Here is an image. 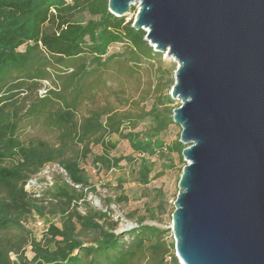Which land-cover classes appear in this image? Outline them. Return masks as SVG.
<instances>
[{
    "label": "trees",
    "instance_id": "16d2710c",
    "mask_svg": "<svg viewBox=\"0 0 264 264\" xmlns=\"http://www.w3.org/2000/svg\"><path fill=\"white\" fill-rule=\"evenodd\" d=\"M133 23L111 14L109 0H0V264H180L167 231L132 212L138 226L118 234L111 211L87 200L89 190L99 195L85 169L90 159L106 172L122 170L126 161L142 185L155 173L156 156L164 168L173 167V153L187 165L181 138L170 147L163 140L176 125L175 109L129 112L104 104L81 113L94 96L89 88L100 84L95 79L90 86L94 76L119 57L110 54L114 45L126 46V61L136 66L155 57L146 31ZM39 125L57 134V144L25 140L26 126ZM112 136L128 141L138 158L112 157L118 148ZM94 145L102 154H93ZM52 164L66 171L67 180L59 175L42 199L33 198L27 182ZM124 181L119 178L117 190ZM108 187L107 206L128 202L125 192ZM146 212L155 216L157 210ZM37 216L48 224L40 238L30 229Z\"/></svg>",
    "mask_w": 264,
    "mask_h": 264
},
{
    "label": "water",
    "instance_id": "95a60500",
    "mask_svg": "<svg viewBox=\"0 0 264 264\" xmlns=\"http://www.w3.org/2000/svg\"><path fill=\"white\" fill-rule=\"evenodd\" d=\"M177 63L180 264H264V0H109Z\"/></svg>",
    "mask_w": 264,
    "mask_h": 264
},
{
    "label": "rangeland",
    "instance_id": "374dc122",
    "mask_svg": "<svg viewBox=\"0 0 264 264\" xmlns=\"http://www.w3.org/2000/svg\"><path fill=\"white\" fill-rule=\"evenodd\" d=\"M135 11H131L126 16L127 21H135L139 6L134 5ZM155 57L144 60L140 65L136 66L131 62L126 61L130 54L126 50L124 45H114L110 54H115L119 57L110 62L107 71L99 72L94 76L90 82V86L93 85L95 79L100 80L99 86L89 88L91 92L90 96L85 100L82 107V114L86 113L90 108H96L98 106L109 104L117 111H129L140 112L144 110L150 112L152 109L157 108L162 111L169 109H177L181 106V101L173 99L171 97L172 88L175 84V75L178 68V63L167 54L156 51L153 47ZM49 84L46 83V86ZM42 90L40 94H44ZM168 96L172 99L171 103L167 100ZM146 128V125H141L139 130ZM182 128L179 125H172L170 129L163 134V140L166 147H170L181 138ZM25 140L30 138H40L50 144H57V134L49 131L48 129L39 126H26ZM113 143H118V148L111 152L112 157H132L138 158L129 142L120 140L117 136L110 137ZM93 154H102V147L94 145L92 147ZM171 161H173V167L164 168L163 159L159 156L151 159L156 163L155 173L152 175L148 185H142L137 181L136 171H132L133 168L127 165L126 161H123L122 170H112L109 172L96 169L91 164V159L85 165V169L90 174L94 186L97 188L99 195H94L90 190L88 191V202L90 205L104 212L111 211V216L114 221L118 222L117 233L121 234L136 228L138 224L136 220L130 219L132 212H138L137 217H145V224L156 226L167 231L166 239L168 242H172V215L175 210L174 202L176 201L179 192V181L182 175V168L184 162L182 157L173 153L170 155ZM184 160V157H183ZM185 161V160H184ZM162 170L163 171L162 173ZM161 173V176L157 174ZM57 175L54 173L55 182L57 181ZM119 178L125 180L123 189H116ZM43 183V180L40 181ZM107 185V187L105 186ZM111 185L114 192H125L129 197L128 202L124 204L112 203L107 206L105 198L108 195V186ZM46 190L45 185L42 184L40 190ZM48 191L45 192L47 194ZM161 204L164 205L162 209H157ZM151 207L156 209L155 216H147L146 208ZM84 211V208L81 209ZM43 222L45 229L48 228L47 222L40 218L35 217L30 222V229H32L34 235L40 238L42 230L39 229L35 222L37 220ZM26 255L28 258H32V252L30 248L26 249ZM15 258V257H13Z\"/></svg>",
    "mask_w": 264,
    "mask_h": 264
},
{
    "label": "built area",
    "instance_id": "2783aa9c",
    "mask_svg": "<svg viewBox=\"0 0 264 264\" xmlns=\"http://www.w3.org/2000/svg\"><path fill=\"white\" fill-rule=\"evenodd\" d=\"M54 173L63 176L67 180V173L59 164L48 165L40 174L27 182L25 187L26 191L30 193L33 198L42 199L45 192L50 190L55 184ZM42 180L43 183L40 182ZM42 184L45 185L46 190H40ZM75 187L78 189L80 188V186ZM35 225L43 231L42 234L46 231L43 222L39 219L35 222Z\"/></svg>",
    "mask_w": 264,
    "mask_h": 264
}]
</instances>
